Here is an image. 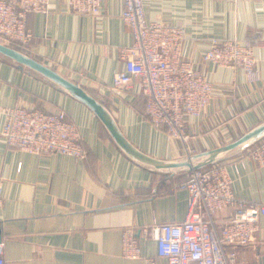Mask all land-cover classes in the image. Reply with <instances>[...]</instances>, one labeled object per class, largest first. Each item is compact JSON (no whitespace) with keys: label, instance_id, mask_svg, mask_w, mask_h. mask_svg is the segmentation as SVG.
Segmentation results:
<instances>
[{"label":"crops","instance_id":"obj_1","mask_svg":"<svg viewBox=\"0 0 264 264\" xmlns=\"http://www.w3.org/2000/svg\"><path fill=\"white\" fill-rule=\"evenodd\" d=\"M147 19L184 29L181 52L214 86L210 104L189 118L188 138L169 135L145 118L138 83L112 88L125 66L122 50L133 43L121 17L123 0H104L98 15L78 14L65 0H51L48 13L27 17L34 38L29 55L92 91L113 113L125 136L142 151L178 159L230 143L264 120V0H143ZM253 45L259 81L241 68L203 61L211 38ZM65 111L76 123L88 155L34 154L0 138V224L4 264H144L157 257V242L140 232L155 222L182 221L189 195L175 175L149 169L128 157L93 113L41 75L0 55V110L15 105ZM5 116L0 114V129ZM237 197L264 203V169L246 150L224 161ZM233 207L220 211V223ZM134 228L142 257L122 255V232ZM264 264V216L252 243L238 250L237 264Z\"/></svg>","mask_w":264,"mask_h":264},{"label":"built area","instance_id":"obj_2","mask_svg":"<svg viewBox=\"0 0 264 264\" xmlns=\"http://www.w3.org/2000/svg\"><path fill=\"white\" fill-rule=\"evenodd\" d=\"M78 14L98 15L104 0H65ZM51 0H0V38L3 43L29 53L34 38L27 17L32 12L48 13ZM133 37L122 50L125 66L118 71L112 88L126 91L135 83L145 98V118L154 127L165 128L174 138H188L186 125L199 116L213 97L214 86L181 52L184 29L162 21H149L143 0H123L121 13ZM204 62L241 68L247 80L260 79L254 47L238 39L213 37L203 54ZM5 120L0 138L9 146L34 154H64L85 159L87 149L75 122L65 111L46 112L36 107L15 105L0 110ZM248 157L264 169V138L246 150ZM178 187L188 192V211L179 222H155L140 232L157 242V257L167 264H237L238 250L252 243L264 216V203L239 198L225 162L192 170ZM233 207L231 219L220 223L217 215ZM122 255L142 257L134 228L122 232ZM144 264H157L155 257H143ZM4 243L0 242V264H4ZM253 264H259L254 262Z\"/></svg>","mask_w":264,"mask_h":264},{"label":"water","instance_id":"obj_3","mask_svg":"<svg viewBox=\"0 0 264 264\" xmlns=\"http://www.w3.org/2000/svg\"><path fill=\"white\" fill-rule=\"evenodd\" d=\"M0 55L11 59L21 68L41 75L49 83L55 85L73 98L79 100L102 122L113 141L132 160L149 169L175 175L179 172L198 170L236 156L264 138V120L245 132L234 141L199 153L186 155L178 159H161L154 157L132 143L121 130L117 120L108 106L96 95L74 82L56 69L37 60L28 53L0 41ZM0 242L2 228L0 224Z\"/></svg>","mask_w":264,"mask_h":264},{"label":"trees","instance_id":"obj_4","mask_svg":"<svg viewBox=\"0 0 264 264\" xmlns=\"http://www.w3.org/2000/svg\"><path fill=\"white\" fill-rule=\"evenodd\" d=\"M91 93H93L92 91H90ZM94 94V93H93ZM95 95V94H94ZM47 112V111H46ZM82 142V141H81ZM82 144L84 145V143L82 142ZM84 147H85V145H84ZM86 148V147H85ZM222 162H224V161H222ZM187 174H186V177H187V175H188V172H186ZM185 177V178H186Z\"/></svg>","mask_w":264,"mask_h":264},{"label":"rangeland","instance_id":"obj_5","mask_svg":"<svg viewBox=\"0 0 264 264\" xmlns=\"http://www.w3.org/2000/svg\"><path fill=\"white\" fill-rule=\"evenodd\" d=\"M0 40L3 41V39H1V38H0ZM3 42H4V41H3ZM5 44H7V43H5ZM7 45H8V44H7Z\"/></svg>","mask_w":264,"mask_h":264}]
</instances>
